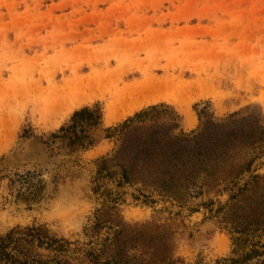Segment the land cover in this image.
I'll return each instance as SVG.
<instances>
[{"label": "rangeland", "instance_id": "374dc122", "mask_svg": "<svg viewBox=\"0 0 264 264\" xmlns=\"http://www.w3.org/2000/svg\"><path fill=\"white\" fill-rule=\"evenodd\" d=\"M77 74L118 88L169 80L179 92L177 102L159 100L111 124L105 114L114 89L76 108L98 106L104 128L164 104L179 115L192 146L231 131L257 135L264 130V0H0V236L42 225L70 243L71 264H93L89 250L97 252L96 264H216L234 256L235 238L242 247L247 242L244 249L264 242V181L234 201L223 183L190 186L178 201L97 173V160L113 155L119 135L74 153L51 139L75 109L52 123L33 110ZM117 74L123 82H114ZM184 112L195 118L191 124ZM238 143L226 150V162L209 163L221 169L255 156ZM259 143L234 190L251 175L264 176ZM96 218L101 226L92 233ZM35 246V258L55 253Z\"/></svg>", "mask_w": 264, "mask_h": 264}, {"label": "trees", "instance_id": "16d2710c", "mask_svg": "<svg viewBox=\"0 0 264 264\" xmlns=\"http://www.w3.org/2000/svg\"><path fill=\"white\" fill-rule=\"evenodd\" d=\"M102 118V110L96 105L75 109L68 122L50 137L59 142L68 153H74L95 147L103 138L119 135L120 144L113 155L97 160V173L115 177L117 186L140 183L160 195L182 201L190 186L199 184L217 188L223 183L222 190L229 191V198L234 201L244 193L252 196L256 186L264 181V176L251 175L248 182L234 190L238 179L250 170L251 164L260 154L262 145L259 142L264 140V130L257 135L253 131L226 132L225 135L215 136L213 142H196L192 146L188 143L187 135L180 131L179 115L173 110L169 111V107L164 104L147 106L115 126L104 128ZM99 132L105 135L102 136ZM235 141L239 142L240 148L256 150L255 156L248 158L245 154V157L230 159V163L221 169L209 163L211 159L218 158L226 162L228 156H231L226 150L232 147L234 151ZM200 176H203L201 182ZM260 197L264 198V193ZM257 222L255 219L248 225ZM100 226L101 221L96 218L91 227L92 233ZM19 241L29 247L25 251H17ZM34 242L35 247L44 246L46 250L55 253L46 258L39 255L35 258ZM234 244V256L217 261L216 264H246L254 259L257 260L256 264H264L263 260L259 261V257L264 255V242L252 243L249 248L244 249L247 242L242 247L240 239L235 238ZM69 245L66 239L49 236L42 225L14 227L0 236L4 259L1 264H71L67 253ZM9 247L12 254L6 250ZM86 257H91L93 264L98 262V254L94 250H89ZM104 264H110V260L105 259Z\"/></svg>", "mask_w": 264, "mask_h": 264}, {"label": "bare ground", "instance_id": "6f19581e", "mask_svg": "<svg viewBox=\"0 0 264 264\" xmlns=\"http://www.w3.org/2000/svg\"><path fill=\"white\" fill-rule=\"evenodd\" d=\"M118 81L119 83L123 82L121 74H117V79L114 82ZM110 85L103 84V79L96 78L93 75L77 74L73 77L65 78L61 84L50 89L38 101L39 106L33 110V113L39 116L44 123H52L62 114L72 112L74 109L93 101L97 97L105 96L114 89L111 93V100L107 103L105 114V121L111 124L144 105L159 100L177 102L173 96L177 97V94H179L178 90L171 88L169 80H153L152 82L139 83L133 81L123 84L119 88L117 84H113V87ZM184 113L186 122L191 124L195 118L191 120L186 112Z\"/></svg>", "mask_w": 264, "mask_h": 264}]
</instances>
